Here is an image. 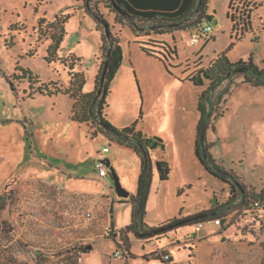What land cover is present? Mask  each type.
I'll list each match as a JSON object with an SVG mask.
<instances>
[{"label":"rangeland","instance_id":"obj_1","mask_svg":"<svg viewBox=\"0 0 264 264\" xmlns=\"http://www.w3.org/2000/svg\"><path fill=\"white\" fill-rule=\"evenodd\" d=\"M249 1L234 0L230 9L231 0H210L212 19L203 24L213 30L192 44L196 30L136 36L129 22L116 21L111 0H0V264H163L158 257L167 247L173 263H242L248 242L264 239V208L245 205L240 193L231 198V186L210 174L196 156L198 101L208 82L196 86L189 77L227 49L231 61L253 56L264 69V7L253 8L252 28L244 34L233 31L228 16L229 10L240 15L252 5ZM95 13L120 38L122 53V61L114 64L107 118L118 127L138 121L144 136H157L165 145L151 150L154 178L145 222L159 226L218 207L227 213L219 217L221 224L186 225L147 240L130 233V255L123 249L124 256L116 254V239L132 220L133 194L119 195L113 170L126 190L137 193L142 159L132 148L95 135L86 108L74 112V99L55 92L75 91L74 74L85 81L84 92L94 90L101 78L106 29L104 24L98 28ZM138 23L142 33L153 25ZM62 28L60 48L50 55L52 35ZM152 38L177 48L169 70L138 43L146 41L166 53ZM242 80L230 86L221 104L224 116L214 121L208 138L218 161L260 191L264 87ZM102 160L107 176L97 169ZM160 160L171 169L167 180H161Z\"/></svg>","mask_w":264,"mask_h":264},{"label":"trees","instance_id":"obj_2","mask_svg":"<svg viewBox=\"0 0 264 264\" xmlns=\"http://www.w3.org/2000/svg\"><path fill=\"white\" fill-rule=\"evenodd\" d=\"M210 0H111L116 13V21L121 23L129 22L136 36H152L153 34L172 33L176 30H197L205 19L211 20L212 17L208 13V5ZM253 1L252 5L247 4L246 8L241 11V14L231 12L229 10L228 16L233 23L232 29L237 32L241 29V33H245L249 28H252V15L253 8L264 7V0H250ZM234 0L230 2V9L233 7ZM254 6V7H253ZM99 24H104L106 32L102 34L104 43H107L105 50L111 54L110 66L108 72L102 82L98 77L95 89L89 92L83 91L85 84L84 80L74 74L72 84L77 86L74 90L56 89L55 92H62L69 94L73 99L74 112L78 113L79 109L83 106L88 112L87 121H92L96 128L95 135L103 134L114 140L119 144L132 148L142 159V171L139 178V189L136 194L131 196L133 205L132 220L129 225L123 228L120 232V240H117L119 249H124L128 255L131 251L130 233H134L141 239H151L155 236H161L171 230L186 225L199 224L201 222L214 221L220 216H226L221 208L213 207L207 210L198 212L192 216L185 218H174L169 222L159 226H149L145 222L146 207L148 197L151 191L154 167L151 155V150L158 147L165 148L164 142L161 138L147 137L138 130V121L133 122L129 126L118 127L113 124L105 112L108 107V97L110 94L111 82L114 78V64L116 61H122V53L120 49V38L114 35L110 30L109 22L103 15L95 13ZM262 28L264 30V14L261 17ZM138 21L152 22L153 25L147 31L142 33V28L138 25ZM45 22L41 19L40 27ZM241 27L239 28V26ZM64 28L58 33L52 35L53 43L50 45V55L55 53L60 48L61 42L64 37ZM155 43L163 44L161 47L166 50L162 53L149 47L150 44L146 41H138L141 48L148 55L159 58L165 62L169 70V58H177L178 51L175 46L163 41L151 39ZM104 47V46H103ZM51 60L50 58H48ZM24 72H29L28 69H23ZM243 77L242 82L248 83L255 87H264V69L258 67L254 61L253 56L248 60L241 59L239 61H231L228 56V49L220 53L208 66L199 67V69L192 75L189 80L196 86H204L208 82V86L201 91L198 101V110L200 118L197 125V137L195 153L199 161L203 164L206 170L217 177L221 181L231 186V198L235 194L241 195L245 205L251 204L253 209L264 208V187L257 191L254 188H249L247 184L241 179L237 171L233 168H228L218 161L212 152L214 142L208 138V131L212 128L215 130L214 121L221 116H224L225 110L221 111V104L226 100V95L230 93V86L234 83L236 78ZM229 80L227 85L222 91L220 87L223 83ZM42 90V89H41ZM50 94H53L51 92ZM79 121H82L79 119ZM86 121V120H85ZM109 162V160H107ZM161 180L169 179L170 167L164 160L158 162ZM127 203V200H123ZM259 203V206H256ZM2 208H0L1 210ZM114 222H112V227ZM117 237V236H116ZM170 247L163 250L162 257H158L163 264H179L174 262L173 257L170 255L169 259L165 258V254H169Z\"/></svg>","mask_w":264,"mask_h":264},{"label":"built area","instance_id":"obj_3","mask_svg":"<svg viewBox=\"0 0 264 264\" xmlns=\"http://www.w3.org/2000/svg\"><path fill=\"white\" fill-rule=\"evenodd\" d=\"M213 30V27L211 24H207V25H204L202 24L201 26L198 27V29L196 30V32H194L192 38H191V43L192 44H197L202 37H204L205 35H207L209 32H211ZM109 147H105V152H109ZM97 169H99V171L107 176L109 174V169L107 168V163H106V160H102V161H99L97 163ZM256 206H259V203H256ZM214 222L216 224H221L222 223V219L218 218V219H215ZM204 226V222H201L197 225L198 229H201L202 227ZM124 250V249H123ZM122 249H118L116 254L118 256H124V251ZM169 254L165 255V258L166 259H169ZM172 264V263H170Z\"/></svg>","mask_w":264,"mask_h":264},{"label":"crops","instance_id":"obj_4","mask_svg":"<svg viewBox=\"0 0 264 264\" xmlns=\"http://www.w3.org/2000/svg\"><path fill=\"white\" fill-rule=\"evenodd\" d=\"M110 162V161H109ZM111 164V162H110ZM106 189V188H105ZM136 194V193H131ZM248 253L243 254L242 263L241 264H264V239H257L256 242L249 241L248 242ZM175 262H177L175 260Z\"/></svg>","mask_w":264,"mask_h":264},{"label":"water","instance_id":"obj_5","mask_svg":"<svg viewBox=\"0 0 264 264\" xmlns=\"http://www.w3.org/2000/svg\"><path fill=\"white\" fill-rule=\"evenodd\" d=\"M108 59L106 61V64H105V67H104V70H103V74H102V82L104 81L105 79V76L108 72V69H109V66H110V57H111V54L108 53ZM108 164L110 165V162H108ZM113 175H114V178L116 180V187H117V190L119 192V195L123 198H129L131 196V192L126 190L125 187L122 185V183L120 182V178L119 176L116 174L115 170H113Z\"/></svg>","mask_w":264,"mask_h":264}]
</instances>
